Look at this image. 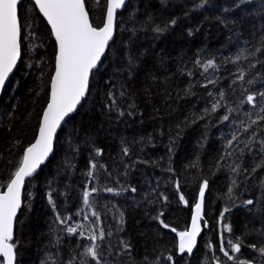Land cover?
I'll use <instances>...</instances> for the list:
<instances>
[{
  "label": "trees",
  "instance_id": "1",
  "mask_svg": "<svg viewBox=\"0 0 264 264\" xmlns=\"http://www.w3.org/2000/svg\"><path fill=\"white\" fill-rule=\"evenodd\" d=\"M86 6L93 25L102 26L107 0ZM19 10L22 59L0 102V191L36 139L57 53L33 1L23 0ZM208 60L216 66L205 70ZM258 92H264V0H130L53 158L26 185L15 264H97L85 250L101 229L95 241L101 264H264V255L249 247L264 246V121L248 127L264 115V99L257 96L255 107L246 102ZM213 104L220 107L212 111ZM204 180L199 244L195 253H180L178 233L191 225ZM92 187L100 190L85 205L83 192ZM221 232L235 260L221 251ZM229 240L241 242L240 252L231 251Z\"/></svg>",
  "mask_w": 264,
  "mask_h": 264
},
{
  "label": "snow or ice",
  "instance_id": "2",
  "mask_svg": "<svg viewBox=\"0 0 264 264\" xmlns=\"http://www.w3.org/2000/svg\"><path fill=\"white\" fill-rule=\"evenodd\" d=\"M21 2L22 0H0V90L5 87L9 74L21 58L22 28L25 27L21 22L19 10ZM125 4L126 0H107L106 20L102 26H94L89 18L86 0H35V5L39 7V11L51 25V32L58 45V51L55 55V75L51 77V96L42 114L39 134L35 142L26 148L19 167L6 184V191H0V257H3L0 264H15L17 245L13 242L14 225L18 210L22 205V189L25 178L33 176L53 152L54 138L57 130L61 127V123L65 121L66 117H70V114L76 110L86 96L89 89L90 74L97 68L109 46V42L113 40L116 31L117 11L122 9ZM155 30L157 32L163 31L159 27ZM239 58L237 57V59ZM215 66L214 60H208L204 68L207 70ZM238 79L243 80V75L239 76ZM257 96L264 99V92L248 93L246 102L255 107ZM218 107H220L219 104H213L212 111ZM260 112L264 113V105L260 107ZM228 118L227 115L223 117L224 120H228ZM258 121H264V115H258L256 120H251L248 127ZM244 130L247 131V128ZM232 139L236 140L237 137L233 135ZM124 153H128L127 148L124 149ZM99 154H101V150L97 149V155ZM91 168H96L95 163L91 164ZM233 171H237V168H233ZM88 175L92 176L93 172L90 171ZM233 185H235V181H233ZM177 187H179L178 182ZM207 187L208 181L204 180L199 189V199L194 205L191 225L178 233L180 253L185 251L191 253L196 245L197 236L201 232L200 222L203 219V204ZM99 190L96 187H92L90 190L86 189L83 192L84 204L90 206V197ZM130 190L136 191L135 188ZM103 191L116 192L117 190L104 188ZM232 191V188L228 189L230 195ZM163 199L167 200V197H163ZM179 199L187 204L183 194H180ZM49 201L52 202L50 194ZM247 203L252 204L253 201L249 200ZM53 207H55L54 203ZM228 211V208L224 209L225 213ZM91 214L92 216H99L96 211ZM221 222H223V213H221ZM59 223L66 224L67 220L59 219ZM161 223L165 228L169 227L168 224L163 223V220ZM77 227H68L66 230L68 233H76ZM223 227L229 233L231 232L230 225H223ZM171 230L176 231L175 228ZM103 236V229L100 230L99 237L92 235L90 239L93 243L85 250V255L91 257L97 264H101V262L99 245L95 241L98 238H103ZM223 236L224 233L221 232V251L228 260H235V257L230 255L229 250L224 249ZM227 243L230 245L231 251L240 252L241 242L239 240L236 242L229 240ZM129 247L130 245L124 244V248ZM249 247L264 255V246L258 249L256 245H249ZM168 259L172 260V257L169 256ZM217 264H220L219 259H217ZM239 264H252V262L239 261Z\"/></svg>",
  "mask_w": 264,
  "mask_h": 264
},
{
  "label": "water",
  "instance_id": "3",
  "mask_svg": "<svg viewBox=\"0 0 264 264\" xmlns=\"http://www.w3.org/2000/svg\"><path fill=\"white\" fill-rule=\"evenodd\" d=\"M22 1H23V0H22ZM32 1H33V3L35 4V0H32ZM129 2H130V0H126V4H125V6H124L122 9H120V10L117 11V15L127 7V5L129 4ZM35 6H36V5H35ZM86 7H87V6H86ZM36 8H37L38 11H39V7L36 6ZM39 12H40V11H39ZM40 14H41V16L43 17V19L46 21L48 27H49L50 30H51V25L47 22V19L43 16V14H42L41 12H40ZM106 14H107V10H106ZM89 18H90V20H91L90 14H89ZM105 20H106V15H105ZM91 21H92V20H91ZM116 34H117V19H116V31H115V34H114L113 40L109 42V46H108V48L106 49L104 55L102 56L101 61L98 63L97 68L94 69L93 72L90 74V78H89V89H88V92H87L86 96L82 99L81 103L77 106L76 110H75L72 114H70V117H72L73 115H75V114L77 113V111H78V110L80 109V107L82 106L84 100L86 99V97H87V95H88V93H89V90H90V84H91L92 76H93L94 72L100 68V66L102 65L103 61L105 60V58H106V56H107V54H108V51H109L110 45H111V43L114 41V39H115V37H116ZM52 35H53V34H52ZM53 38H54V40H55V36H54V35H53ZM55 43H56V45H57L56 40H55ZM57 51H58V45H57ZM21 59H22V53H21V58H20V59L18 60V62H17V66H16V67L13 69V71L9 74V78H8V80H7L6 83H5V87L3 88V90H0V102H1V100H2V97H3V94H4V91H5L6 87L8 86L10 80L12 79V77L14 76V74L16 73L17 69H18L19 66H20ZM54 75H55V70H54L53 76H54ZM50 96H51V87H50ZM49 100H50V97H49ZM45 109H46V108H45ZM70 117H66V118H65V121H63V122L61 123V127L57 130L56 137L54 138L53 152L49 155V157L46 159V161L40 166V168L37 169L36 173H34L33 176L25 178V184H24V187H23V189H22V205H21V208H22V206H23L24 192H25V188H26L27 183L29 182L30 179H32V178H34L35 176H37V175H38V174H39V173H40V172H41V171H42V170H43V169L49 164V162H50L51 159L53 158V156H54V154H55V151H56V142H57L58 135H59V133L61 132L63 126H64V125L67 123V121L70 119ZM41 122H42V118H41ZM41 122H40V123H41ZM39 126H40V125H39ZM38 134H39V129H38L37 136H38ZM37 136H36V138H37ZM34 142H35V140H34L32 143H34ZM32 143H31V144H32ZM31 144H30V145H31ZM30 145H29V146H30ZM25 150H26V149H25ZM3 191H6V188H5ZM205 193H206V191H205ZM204 199H205V196H204ZM21 208L18 210L17 217H16V221H15V225H14V238H15V233H16V223H17L18 216H19V213H20ZM203 210H204V204H203ZM200 224H201V222H200ZM201 233H202V226H201V232H200V234L197 236V242H196V245H195V247L193 248V251H192L190 254L196 252L197 247H198V244H199V238H200V236H201ZM13 240H14V239H13ZM185 252H187V251H185ZM15 253H16V250H15ZM187 253H188V252H187ZM0 260H3V257H0ZM15 263H16V259H15ZM220 264H225V263L220 262Z\"/></svg>",
  "mask_w": 264,
  "mask_h": 264
},
{
  "label": "rangeland",
  "instance_id": "4",
  "mask_svg": "<svg viewBox=\"0 0 264 264\" xmlns=\"http://www.w3.org/2000/svg\"><path fill=\"white\" fill-rule=\"evenodd\" d=\"M135 31H136V28H133V29H132V32H135Z\"/></svg>",
  "mask_w": 264,
  "mask_h": 264
}]
</instances>
